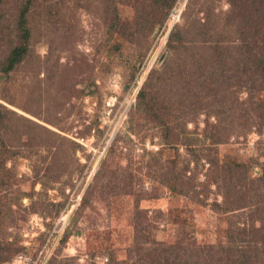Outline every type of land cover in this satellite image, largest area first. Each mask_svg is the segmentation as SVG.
Masks as SVG:
<instances>
[{
	"label": "rangeland",
	"instance_id": "374dc122",
	"mask_svg": "<svg viewBox=\"0 0 264 264\" xmlns=\"http://www.w3.org/2000/svg\"><path fill=\"white\" fill-rule=\"evenodd\" d=\"M24 2L0 0V264H130L264 220V84L243 73L264 63V0H33L4 73ZM229 163L258 193L237 215L217 211Z\"/></svg>",
	"mask_w": 264,
	"mask_h": 264
},
{
	"label": "trees",
	"instance_id": "16d2710c",
	"mask_svg": "<svg viewBox=\"0 0 264 264\" xmlns=\"http://www.w3.org/2000/svg\"><path fill=\"white\" fill-rule=\"evenodd\" d=\"M33 0H25V2L20 6L18 17L16 18V32L18 34V42L17 44L11 49L9 55L5 59L4 65L2 67V71L4 73H8L15 69L22 61L23 58L27 55L29 51L28 42L30 38L29 29L25 27L26 16L29 11L30 2ZM181 37L178 32H171L167 38V44H171L169 47L171 50L183 51L184 53L189 52L184 43H180ZM209 44H212V41H208ZM173 43H176L172 46ZM184 46V48H183ZM251 46H254L252 43ZM260 48L264 50V42L260 44ZM248 47V46H247ZM251 50V48H250ZM262 57L264 56V51L262 52ZM187 53L185 56L190 58L192 56H188ZM256 59L255 56L248 58V60L244 63L248 69L243 71V73L250 74V76L257 74L260 78H262L264 84V63L260 60ZM191 62L199 64L196 60H191ZM182 63V61H181ZM169 64V63H168ZM180 65L177 66V68ZM163 73H167V69H170L169 65L164 66ZM207 68L204 69L206 72ZM217 73L218 71L215 70ZM155 74H152V76ZM193 76V75H192ZM164 77L160 76V79ZM212 77L213 80H216L214 76ZM151 78L148 79V83L146 86L144 85L140 92L138 93L137 98V106L140 107L146 106L145 110H149L154 103L155 94L156 92L153 91L154 86L151 85L150 81ZM252 80V79H251ZM262 87V86H260ZM264 88V87H262ZM149 103V104H148ZM256 114L264 120V102H257L256 104ZM5 117L3 115V108L0 106V125L3 123ZM230 164V163H229ZM233 165H225L224 170L227 173V182H224L226 185L225 189V202L222 205L217 206V211H221L223 213L232 212L233 214L236 210L246 208L243 205H236L234 206L235 202L233 201L234 196L238 194L243 197L244 202L249 203V200L256 199L257 196V189H248L245 192H240L239 188L241 189L245 184L244 181H229L230 173H233ZM221 172V171H220ZM245 172H239L243 173ZM255 194V195H254ZM254 207L257 204H260L258 201H254ZM231 204L233 206H231ZM246 204V203H245ZM252 205V204H251ZM250 204L246 206L252 207ZM255 209H259L262 211L261 206H256ZM237 215V214H236ZM259 218V217H258ZM258 220V219H257ZM141 240H146V236L141 235L138 233V237ZM229 245H214V246H186L183 245H169V246H162L160 243L154 242V248L146 249L145 252H137L134 259H131L130 264H264V220L263 218L260 219L259 225L255 227V225H251L247 228H239L237 226L233 227L228 235ZM138 250V248H136Z\"/></svg>",
	"mask_w": 264,
	"mask_h": 264
}]
</instances>
